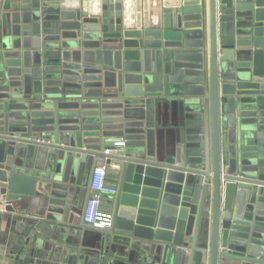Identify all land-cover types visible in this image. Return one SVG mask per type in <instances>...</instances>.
<instances>
[{"label":"water","instance_id":"water-1","mask_svg":"<svg viewBox=\"0 0 264 264\" xmlns=\"http://www.w3.org/2000/svg\"><path fill=\"white\" fill-rule=\"evenodd\" d=\"M128 1L0 0V255L264 264V0Z\"/></svg>","mask_w":264,"mask_h":264},{"label":"built area","instance_id":"built-area-1","mask_svg":"<svg viewBox=\"0 0 264 264\" xmlns=\"http://www.w3.org/2000/svg\"><path fill=\"white\" fill-rule=\"evenodd\" d=\"M122 142H115L114 145H122ZM105 149L104 153L108 154ZM112 167H116L112 164ZM108 165L105 162L97 164L89 177V196L83 208L81 219L85 225L94 230H105L112 225V213L105 206L106 203L116 194L115 185L107 181Z\"/></svg>","mask_w":264,"mask_h":264},{"label":"crops","instance_id":"crops-1","mask_svg":"<svg viewBox=\"0 0 264 264\" xmlns=\"http://www.w3.org/2000/svg\"><path fill=\"white\" fill-rule=\"evenodd\" d=\"M133 1V0H132ZM132 1H128L127 2V5L128 6H130L131 4H133L134 5V2L133 3H130V2H132ZM131 13H133L132 11H131ZM99 164V163H98ZM110 172H113V170H110ZM90 194V193H89ZM107 204V203H106ZM18 209H19V207H18ZM25 209L28 211L29 209H28V207H25ZM28 215H30L28 212L25 214V217H31V216H28ZM79 220L81 221L82 219H81V217L78 219V222H79ZM1 230H3V232H1V234H4V235H6V238L8 239L10 236H12L13 234H14V232L16 231V230H18V228H17V222H15V221H13V220H11V221H9L8 222V224H7V227L5 226V223L3 222L2 224H1ZM19 262H17L15 259H13L12 258V255H10L8 252H5L4 254H1L0 255V264H18ZM20 264H21V262H20Z\"/></svg>","mask_w":264,"mask_h":264}]
</instances>
